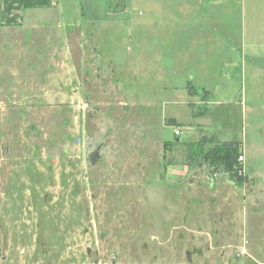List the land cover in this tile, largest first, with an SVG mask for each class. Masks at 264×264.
Masks as SVG:
<instances>
[{
    "label": "rangeland",
    "instance_id": "rangeland-1",
    "mask_svg": "<svg viewBox=\"0 0 264 264\" xmlns=\"http://www.w3.org/2000/svg\"><path fill=\"white\" fill-rule=\"evenodd\" d=\"M184 1L0 24V264H264V32Z\"/></svg>",
    "mask_w": 264,
    "mask_h": 264
},
{
    "label": "crops",
    "instance_id": "crops-1",
    "mask_svg": "<svg viewBox=\"0 0 264 264\" xmlns=\"http://www.w3.org/2000/svg\"><path fill=\"white\" fill-rule=\"evenodd\" d=\"M83 1L85 0H0V24L6 27L23 24L25 19L34 12L56 8L64 11V8L70 7L75 13L80 11L84 16L94 12V7L83 5ZM234 1L239 5V9H235V14H241L243 18L240 21L232 20L233 24L240 22L245 26L249 23L252 30L264 32V0ZM227 2L229 0H185L183 5L188 9L189 14L195 10L198 13L204 11L207 14H215L216 10ZM262 47H264V43H262Z\"/></svg>",
    "mask_w": 264,
    "mask_h": 264
},
{
    "label": "trees",
    "instance_id": "trees-1",
    "mask_svg": "<svg viewBox=\"0 0 264 264\" xmlns=\"http://www.w3.org/2000/svg\"><path fill=\"white\" fill-rule=\"evenodd\" d=\"M235 145L236 146H233L231 143H225L215 146L211 151V159L223 162L228 168L234 169L239 153V148L237 144Z\"/></svg>",
    "mask_w": 264,
    "mask_h": 264
},
{
    "label": "built area",
    "instance_id": "built-area-1",
    "mask_svg": "<svg viewBox=\"0 0 264 264\" xmlns=\"http://www.w3.org/2000/svg\"><path fill=\"white\" fill-rule=\"evenodd\" d=\"M176 133L178 134V133H180V131L179 130H176ZM240 159L242 160V159H244V156H240Z\"/></svg>",
    "mask_w": 264,
    "mask_h": 264
}]
</instances>
